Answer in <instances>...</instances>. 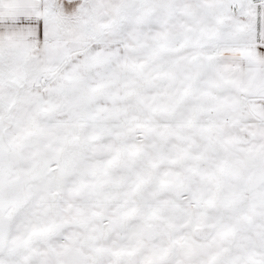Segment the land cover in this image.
<instances>
[{"label": "snow or ice", "instance_id": "obj_1", "mask_svg": "<svg viewBox=\"0 0 264 264\" xmlns=\"http://www.w3.org/2000/svg\"><path fill=\"white\" fill-rule=\"evenodd\" d=\"M0 264H264V0H0Z\"/></svg>", "mask_w": 264, "mask_h": 264}]
</instances>
